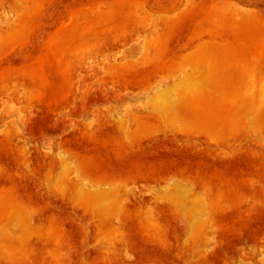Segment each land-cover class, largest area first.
<instances>
[{
	"label": "rangeland",
	"instance_id": "374dc122",
	"mask_svg": "<svg viewBox=\"0 0 264 264\" xmlns=\"http://www.w3.org/2000/svg\"><path fill=\"white\" fill-rule=\"evenodd\" d=\"M263 38L264 0H0V264H264Z\"/></svg>",
	"mask_w": 264,
	"mask_h": 264
},
{
	"label": "bare ground",
	"instance_id": "6f19581e",
	"mask_svg": "<svg viewBox=\"0 0 264 264\" xmlns=\"http://www.w3.org/2000/svg\"><path fill=\"white\" fill-rule=\"evenodd\" d=\"M230 16L233 17V19L235 21H244L243 19L246 18L248 16V14H244L243 12H240V11H236V13H230ZM219 35V34H218ZM211 36V35H210ZM221 36V35H219ZM212 38V37H211ZM217 38V37H216ZM215 38V39H216ZM210 39V38H209ZM264 39V38H263ZM212 40V39H211ZM212 53V52H211ZM210 55V54H209ZM212 55V54H211ZM217 58V57H215ZM201 59V57H200ZM220 59V58H219ZM195 61V60H193ZM192 61V62H193ZM204 60H198L196 61V63H193L192 65H188L187 69H186V72L184 71V73L182 75H179L181 77H179L178 79V82L177 84H175L174 86V91L176 92L175 96H171V106H175L176 105V108H178L177 110H180L181 111V108L185 110V103L187 102L188 103V100L190 101V95L193 94V93H196L195 91L198 89V84L195 82H190L189 80V76H188V71L190 72H196L198 71L200 68H201V64L200 63H203ZM211 61V60H210ZM264 61V60H263ZM191 62V63H192ZM200 64H198V63ZM190 63V64H191ZM206 63V62H205ZM189 64V62H188ZM202 64V66H203ZM225 66V65H223ZM235 66V65H234ZM232 66V67H234ZM237 66V65H236ZM246 66V65H245ZM217 67V66H216ZM229 69L232 67L230 66H227ZM240 66L238 65V68ZM204 68V67H202ZM207 68V67H206ZM237 67L235 68V71L238 69ZM184 69V68H183ZM218 69V68H217ZM227 69V68H226ZM219 70V69H218ZM228 71L225 70V72ZM231 71H234L233 69L230 70ZM239 71V70H237ZM190 72V73H191ZM212 72V71H211ZM214 72V71H213ZM230 72H229V76L232 77V75H235L234 77H237L238 74H240V77L238 80H239V89L237 90L236 92V96H237V104L238 105H245L247 107V110L254 114V113H258L259 111H264V62L262 64H260V66H257L254 62L251 64V66L246 67V69L237 72V73H231L232 75H230ZM258 72V73H257ZM209 73V72H207ZM221 73V72H220ZM195 74V73H194ZM198 74V73H197ZM201 75H204V74H201ZM207 75V74H206ZM217 75V73L215 74ZM208 76V75H207ZM197 77V76H196ZM203 77V76H202ZM220 77V75H219ZM222 77V76H221ZM199 78V77H198ZM208 78V77H207ZM212 79V78H211ZM222 79V78H221ZM224 79V77H223ZM230 79V78H229ZM233 79V78H232ZM202 80V79H201ZM217 80V79H216ZM206 81V79H205ZM223 81V80H222ZM236 81V80H235ZM204 82V81H203ZM209 82V81H208ZM227 82V81H226ZM224 83V82H223ZM228 83V82H227ZM232 83V82H231ZM236 83H238L236 81ZM208 85V84H207ZM206 85V86H207ZM222 85V84H221ZM231 85V84H230ZM224 86V85H223ZM208 87V86H207ZM228 87V86H227ZM229 88V87H228ZM172 89V90H173ZM225 89V88H224ZM171 90V91H172ZM202 90V89H201ZM223 92V91H222ZM218 93H221V92H218ZM231 93V92H230ZM156 94L158 96H161L162 94H164V91H157ZM210 94V93H209ZM208 94V95H209ZM220 95V94H219ZM225 97V96H223ZM196 99V98H195ZM208 99V98H207ZM223 99V98H222ZM163 102V100H161ZM201 101V100H200ZM212 101V100H211ZM218 101V100H217ZM220 101V100H219ZM196 102V101H195ZM198 102V101H197ZM196 102V103H197ZM193 103V102H192ZM216 103V102H215ZM223 103V102H222ZM226 103V102H225ZM224 103V104H225ZM189 104V103H188ZM200 104V103H199ZM221 105V104H220ZM235 105V104H234ZM198 106V105H197ZM205 106V105H204ZM203 106V107H204ZM231 106V105H230ZM161 107L162 104H161ZM192 107V106H191ZM194 107V106H193ZM246 107H243L246 109ZM205 108V107H204ZM220 108V107H219ZM175 109V108H174ZM173 109V110H174ZM229 109V108H228ZM176 110V109H175ZM174 110V111H175ZM196 110V109H195ZM180 111H179V114H180ZM189 111V110H188ZM203 111V110H202ZM226 112V111H225ZM232 112V111H231ZM176 114V112H175ZM194 114V113H193ZM77 185H80V189L82 190L83 193L85 192H88V190L85 188V184H77ZM76 185V186H77ZM98 195L97 192L93 193V197H96ZM201 213V212H200ZM196 219V218H195ZM198 220V219H197ZM196 220V222H197ZM195 222V227L196 225L198 226V221L197 223ZM194 227V226H193ZM200 229V228H199ZM200 231L203 232V229H201ZM4 230L1 231V233H3ZM23 236H20L19 239H23L22 241H24L27 237L24 236V234H22ZM8 237H12V235H8ZM23 237V238H22Z\"/></svg>",
	"mask_w": 264,
	"mask_h": 264
}]
</instances>
